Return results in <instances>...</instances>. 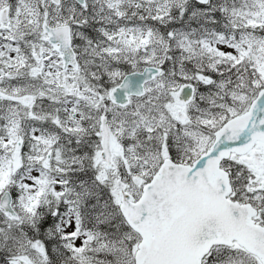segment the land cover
Listing matches in <instances>:
<instances>
[{
    "label": "snow or ice",
    "instance_id": "snow-or-ice-1",
    "mask_svg": "<svg viewBox=\"0 0 264 264\" xmlns=\"http://www.w3.org/2000/svg\"><path fill=\"white\" fill-rule=\"evenodd\" d=\"M0 264H264V0H0Z\"/></svg>",
    "mask_w": 264,
    "mask_h": 264
}]
</instances>
